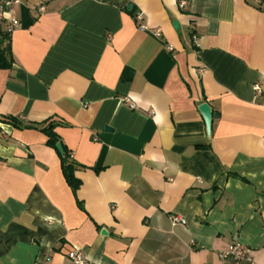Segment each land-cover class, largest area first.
I'll list each match as a JSON object with an SVG mask.
<instances>
[{"label":"crops","instance_id":"crops-1","mask_svg":"<svg viewBox=\"0 0 264 264\" xmlns=\"http://www.w3.org/2000/svg\"><path fill=\"white\" fill-rule=\"evenodd\" d=\"M17 16L0 70V264H74L73 249L91 264H264V5L20 0ZM5 117H54L82 166L76 194L47 137ZM235 242L251 262L220 259Z\"/></svg>","mask_w":264,"mask_h":264},{"label":"trees","instance_id":"trees-1","mask_svg":"<svg viewBox=\"0 0 264 264\" xmlns=\"http://www.w3.org/2000/svg\"><path fill=\"white\" fill-rule=\"evenodd\" d=\"M131 15H135V11H132ZM11 35L0 30V70H9L14 65V56L11 46ZM2 121L6 124L12 125L16 129H34L41 131L47 137V143H45L49 148H52L58 154L61 160L62 170L64 178L71 188L74 194L81 188L82 182L76 177V169L82 168L72 157V152L62 141L60 136L56 133L57 127L60 126L53 118L40 123V124H28L23 125L17 118L5 117ZM58 144H61L64 153L61 154L57 148ZM81 209V203L79 202Z\"/></svg>","mask_w":264,"mask_h":264},{"label":"built area","instance_id":"built-area-1","mask_svg":"<svg viewBox=\"0 0 264 264\" xmlns=\"http://www.w3.org/2000/svg\"><path fill=\"white\" fill-rule=\"evenodd\" d=\"M259 4L264 5V0H256ZM20 5V0H0V30L12 34L14 31L18 30L21 27V22L17 16V7ZM186 5L185 1H181L179 6L184 8ZM38 13L41 14L44 12V7L38 8ZM159 34V32H157ZM255 92L258 95L263 93V89L260 86H255ZM126 104L130 108L135 109V106L131 104L130 100H125ZM170 221L173 225H185L186 220L181 218L178 215H171ZM221 260H233L235 262H251L252 260V251L246 245L241 242H235L228 249L221 251L219 253ZM68 258L74 264H91L88 258L79 250L73 249L68 252ZM49 260V257H47Z\"/></svg>","mask_w":264,"mask_h":264},{"label":"water","instance_id":"water-1","mask_svg":"<svg viewBox=\"0 0 264 264\" xmlns=\"http://www.w3.org/2000/svg\"><path fill=\"white\" fill-rule=\"evenodd\" d=\"M132 8H133V6L131 5V6H129L128 10H131ZM177 27H179V24L177 22H175L174 23V28L178 29ZM199 110H200V112H201V114H202V116L204 118V121H205V123L207 125L208 131L210 132L211 127H212L213 119L217 118L218 116H217V114L213 113V111L211 110L210 106L208 104H206V103L202 104L200 106ZM57 148H58V150H59V152L61 154L64 153L61 144H58Z\"/></svg>","mask_w":264,"mask_h":264}]
</instances>
